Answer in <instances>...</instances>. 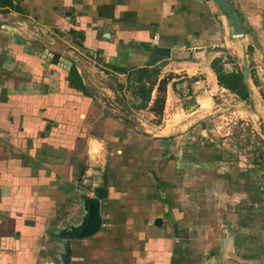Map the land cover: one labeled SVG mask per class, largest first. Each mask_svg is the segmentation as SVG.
<instances>
[{"label": "crops", "instance_id": "0c3cea01", "mask_svg": "<svg viewBox=\"0 0 264 264\" xmlns=\"http://www.w3.org/2000/svg\"><path fill=\"white\" fill-rule=\"evenodd\" d=\"M226 1L240 37L214 0H15L22 13L0 12V264H264L258 119L223 145L200 129L209 117L172 134L164 120L171 93L207 84L264 121V0ZM245 52L247 101L212 69L221 59L243 74ZM176 62L186 74L168 81ZM73 66L87 93L71 86ZM144 69L158 78L140 82ZM142 83H154L146 108ZM153 106L163 119L151 131L140 113ZM104 184L102 228L82 239ZM218 203L226 228L198 224Z\"/></svg>", "mask_w": 264, "mask_h": 264}, {"label": "rangeland", "instance_id": "374dc122", "mask_svg": "<svg viewBox=\"0 0 264 264\" xmlns=\"http://www.w3.org/2000/svg\"><path fill=\"white\" fill-rule=\"evenodd\" d=\"M84 54L89 58V61L91 62L92 56H90V54L88 53L87 54L84 53ZM72 56H74V58L76 59L75 55H72ZM93 62L99 64L96 58L92 60V63ZM177 62H181V60ZM177 62L174 63L175 64L174 67L166 68V70L170 69L171 73H174V75H171V76L169 74L166 75L165 78H168V81H171L172 78H176L174 76H179V75L182 76V74H186L183 71L185 68L180 65H177ZM163 65H164L163 63L160 64V66H163ZM96 66H102V65L100 63L99 65H96ZM99 68L103 69L101 67ZM186 72L189 73L188 71ZM138 75L139 74H136V76H133V72L131 73V76H133L132 79H136ZM127 76L129 77V75ZM200 77L202 78L201 75ZM105 78L106 77L102 76V78H99L98 80L100 81L101 84H104L105 82H103V80L106 81ZM157 78H158V75L156 73L152 79L150 78V81L156 80ZM110 79L112 81L110 82L107 81L110 85L113 83L114 84L117 83L116 79H113V77H110ZM201 80H204V78ZM179 89L180 90L177 91V93L175 94L171 93L170 95V99H171L170 105L171 106L169 105V117L166 119L164 118V120L167 122L166 123L168 127L167 131H169L167 132V134L174 133L172 128L177 125H180L182 123L184 124V127H180L181 128L180 132H182V131L187 130L190 126H193V124L197 123L196 122L197 119L202 118V117L204 118L209 117L208 118L209 120L206 121L205 125H203V128H200V129L207 130L206 134L210 135V138L212 139V141H214L213 144H215L216 142L219 145H223L225 144L223 140H225L227 137H230L232 134L238 135L240 132H243V128H245L246 123H248L247 121H253L255 119H258L257 120V125H258L257 130L260 131L263 137L253 138L254 141L250 142V145L257 148L258 151L260 150L259 147H263L264 145L263 143L264 142V123L263 122L264 121L260 120V117L254 116L253 108L255 107L256 104H250L248 102L245 103L241 101L239 98H237L236 96L230 93H227V92H223L222 90L219 89V87H216V89H212L209 87L207 88V84H204L201 87H195V92H190L188 91V89H182V88H179ZM163 92L164 90L162 91V93ZM190 96H192L193 99L189 98ZM197 100H198L197 102L198 104L194 105V103ZM154 107L155 106H153L152 110L149 109L147 111H144V113H140L144 115L145 117H147V120L144 121L146 128H143V129H148V130L153 131L159 126L161 119H163L161 118L160 121L157 120V118L154 115L155 114L154 111L157 108L156 107L154 108ZM164 124L162 126L165 128ZM209 130L212 131L210 134H209ZM174 131L177 132L176 128ZM217 169L222 170L220 169V167H217ZM218 173L221 174V172H218ZM186 184H188V186H185V191H186L185 196H191L193 194V190H192L193 186L190 183V181H187V179H186ZM196 187L197 189L200 188L202 190L203 189L205 190L207 188V187L201 188L199 185ZM194 190H196V188H194ZM186 198H190V197H186ZM217 207L218 208H214L212 212H210L211 214H208L202 211V214L199 217L198 224L205 225V221H207V225L210 222L212 226H216L220 229L226 228L225 217L227 215H225L224 217V214H223V210L225 212L226 210L223 209L219 211V203ZM223 207H225L224 203H223ZM218 240H219V237H218Z\"/></svg>", "mask_w": 264, "mask_h": 264}, {"label": "trees", "instance_id": "16d2710c", "mask_svg": "<svg viewBox=\"0 0 264 264\" xmlns=\"http://www.w3.org/2000/svg\"><path fill=\"white\" fill-rule=\"evenodd\" d=\"M14 1L15 0H0V12L8 13L10 10H12V11L22 13L19 6H15ZM212 69L214 70L217 76V80H218L220 87L230 91L233 94H236L244 101L248 100V92H247L245 85H243V74L233 73V74L226 75L224 72V68H223V62L221 59H216L213 61ZM115 71L120 72V73H125V74L127 72L124 69H115ZM140 73H141V76H139L140 82L145 77H147V79L150 81L151 77H148L150 76L148 69L141 70ZM70 84L72 87L76 89H80V90L83 89V92L87 93L84 87L82 86V80L74 66L70 71ZM153 85L154 83H150V87L147 88L146 84L142 83V85L140 86L138 95L144 101L142 108H146L147 103L150 101ZM118 88H119V91H122V86ZM255 183H256L255 186L257 188L259 187L260 189V185H258V182H255Z\"/></svg>", "mask_w": 264, "mask_h": 264}, {"label": "water", "instance_id": "95a60500", "mask_svg": "<svg viewBox=\"0 0 264 264\" xmlns=\"http://www.w3.org/2000/svg\"><path fill=\"white\" fill-rule=\"evenodd\" d=\"M224 13V22L229 24L232 29V35L234 37H240L244 34V30L241 26V22L236 13L232 10L229 3L226 0H214ZM228 32V29H227ZM229 33V32H228ZM243 77L247 81L249 77V64L247 59V53L243 56ZM107 198V188L105 184L99 188L97 197L95 199H89L86 202V210L88 211V219L86 225L82 228L79 237L82 239L89 238L97 234L102 228V217L100 214L101 202Z\"/></svg>", "mask_w": 264, "mask_h": 264}, {"label": "bare ground", "instance_id": "6f19581e", "mask_svg": "<svg viewBox=\"0 0 264 264\" xmlns=\"http://www.w3.org/2000/svg\"><path fill=\"white\" fill-rule=\"evenodd\" d=\"M205 109V108H204Z\"/></svg>", "mask_w": 264, "mask_h": 264}]
</instances>
